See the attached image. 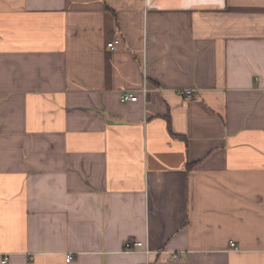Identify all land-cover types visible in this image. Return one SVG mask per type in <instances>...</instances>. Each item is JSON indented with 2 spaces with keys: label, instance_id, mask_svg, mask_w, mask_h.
Returning <instances> with one entry per match:
<instances>
[{
  "label": "crops",
  "instance_id": "obj_1",
  "mask_svg": "<svg viewBox=\"0 0 264 264\" xmlns=\"http://www.w3.org/2000/svg\"><path fill=\"white\" fill-rule=\"evenodd\" d=\"M4 259L264 264V0H0Z\"/></svg>",
  "mask_w": 264,
  "mask_h": 264
},
{
  "label": "built area",
  "instance_id": "obj_2",
  "mask_svg": "<svg viewBox=\"0 0 264 264\" xmlns=\"http://www.w3.org/2000/svg\"><path fill=\"white\" fill-rule=\"evenodd\" d=\"M108 48L111 50H114L113 44H108ZM145 92H146V90L143 91V93H145ZM186 94H187V98H190V94H191L190 91H188ZM121 101L126 102V103H136L138 101V97L136 95H134L133 93L125 92L121 95ZM142 249H143L142 243L127 242L124 245L123 252H125V253L139 252V251L141 252ZM142 253L149 254V251L147 249H145ZM70 260H71V256H67L66 261L69 262ZM171 260H178V256L176 254H171ZM6 261L7 260L4 259L3 264L6 263Z\"/></svg>",
  "mask_w": 264,
  "mask_h": 264
}]
</instances>
